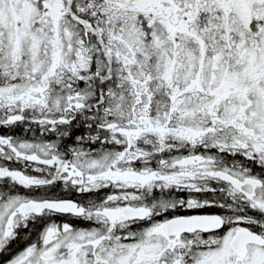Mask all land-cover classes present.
<instances>
[{
    "label": "snow or ice",
    "instance_id": "6c2138e0",
    "mask_svg": "<svg viewBox=\"0 0 264 264\" xmlns=\"http://www.w3.org/2000/svg\"><path fill=\"white\" fill-rule=\"evenodd\" d=\"M0 257L264 264V0H0Z\"/></svg>",
    "mask_w": 264,
    "mask_h": 264
},
{
    "label": "flooded vegetation",
    "instance_id": "af4514ba",
    "mask_svg": "<svg viewBox=\"0 0 264 264\" xmlns=\"http://www.w3.org/2000/svg\"><path fill=\"white\" fill-rule=\"evenodd\" d=\"M16 134L17 135H23V132H22L21 129L18 128V129H16ZM92 147L94 148V147H97V146L93 145ZM21 191L23 192V190H21ZM177 195L179 197H185V196H187V193H179ZM215 211H216V209H202V210H199V212H215ZM179 214L180 215H189V214H196V213L195 212H186V211L181 210L179 212ZM55 219L57 221H63L65 219H67V218L66 217H56ZM73 222L76 223L79 226H87V225L83 224V222H80V221H73ZM37 228H39V226H37ZM23 247H24V244L20 243L18 246L14 247L13 250L16 251V250H19V249H21ZM5 259H6V257H0V264H3V261Z\"/></svg>",
    "mask_w": 264,
    "mask_h": 264
},
{
    "label": "trees",
    "instance_id": "16d2710c",
    "mask_svg": "<svg viewBox=\"0 0 264 264\" xmlns=\"http://www.w3.org/2000/svg\"><path fill=\"white\" fill-rule=\"evenodd\" d=\"M83 129H77L73 132V135H77V134H80V132H82Z\"/></svg>",
    "mask_w": 264,
    "mask_h": 264
}]
</instances>
